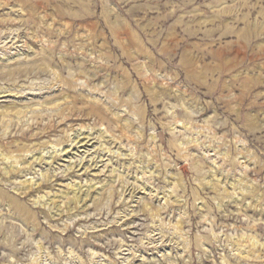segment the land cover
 Segmentation results:
<instances>
[{"label": "rangeland", "instance_id": "obj_1", "mask_svg": "<svg viewBox=\"0 0 264 264\" xmlns=\"http://www.w3.org/2000/svg\"><path fill=\"white\" fill-rule=\"evenodd\" d=\"M0 264H264V0H0Z\"/></svg>", "mask_w": 264, "mask_h": 264}, {"label": "bare ground", "instance_id": "obj_2", "mask_svg": "<svg viewBox=\"0 0 264 264\" xmlns=\"http://www.w3.org/2000/svg\"><path fill=\"white\" fill-rule=\"evenodd\" d=\"M16 207H17V204H16ZM18 210H19V208H18ZM20 214H21V213H20ZM20 214H19V215H20ZM25 214H26V213H25ZM26 215H27V214H26ZM28 216H29V215H28ZM32 217H33V216H32ZM25 218H26V217H25ZM25 218H24V219H25ZM27 218H28V217H27Z\"/></svg>", "mask_w": 264, "mask_h": 264}]
</instances>
